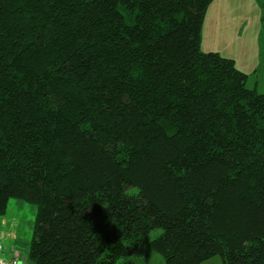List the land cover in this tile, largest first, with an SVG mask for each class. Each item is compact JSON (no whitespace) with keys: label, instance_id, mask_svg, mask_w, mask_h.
<instances>
[{"label":"trees","instance_id":"1","mask_svg":"<svg viewBox=\"0 0 264 264\" xmlns=\"http://www.w3.org/2000/svg\"><path fill=\"white\" fill-rule=\"evenodd\" d=\"M212 2L0 0V215L37 206L29 264H264V95L202 52Z\"/></svg>","mask_w":264,"mask_h":264},{"label":"rangeland","instance_id":"2","mask_svg":"<svg viewBox=\"0 0 264 264\" xmlns=\"http://www.w3.org/2000/svg\"><path fill=\"white\" fill-rule=\"evenodd\" d=\"M237 1L240 0H226L223 5L229 6ZM243 2L240 9L244 14L240 20L228 22L237 27L233 38L230 25L225 22L227 13L223 12L226 7H222L219 0H213L203 23L201 50L234 59L237 69L247 75L246 88L264 95V0ZM218 14L222 17L219 18ZM228 17L232 19L233 15L228 14ZM36 215V205L17 199H10L5 214L0 215V257L7 264H29L27 257ZM157 235L159 231H153L151 238ZM146 260L147 264H165L162 257L153 252L144 259L122 257L116 264H143ZM206 264H221V258L214 257Z\"/></svg>","mask_w":264,"mask_h":264},{"label":"crops","instance_id":"3","mask_svg":"<svg viewBox=\"0 0 264 264\" xmlns=\"http://www.w3.org/2000/svg\"><path fill=\"white\" fill-rule=\"evenodd\" d=\"M221 3H220V5L222 6V7H226L225 8V10H224V12L223 13H227V16H226V23H228L229 21H233V20H240V18H241V16L244 14V12L242 13V10L240 9L241 7H243L244 6V2H243V0H240V1H237L236 3H232V5H229V6H227L226 5V3H225V5H223V3L226 1V0H219ZM232 1H234V0H232ZM222 12V11H221ZM220 12V13H221ZM222 13V14H223ZM228 14H232L233 15V18L231 19V18H229L228 17ZM218 17L220 18V17H222V15H219L218 14ZM221 20H218V22H220ZM240 22H242V21H240ZM233 22H231L229 25H230V27H229V32H231L230 33V36L231 37H235V31L237 30V27H235L233 24H232ZM241 49H243V48H241ZM233 61L235 62V60L233 59ZM236 65V64H235ZM206 263H208V261L207 262H205L204 264H206ZM143 264H147V260H146V263H143Z\"/></svg>","mask_w":264,"mask_h":264},{"label":"built area","instance_id":"4","mask_svg":"<svg viewBox=\"0 0 264 264\" xmlns=\"http://www.w3.org/2000/svg\"><path fill=\"white\" fill-rule=\"evenodd\" d=\"M1 251H2V246L0 244V253H1ZM0 264H7V263L3 260V258L0 257ZM12 264H16V263L14 262Z\"/></svg>","mask_w":264,"mask_h":264}]
</instances>
